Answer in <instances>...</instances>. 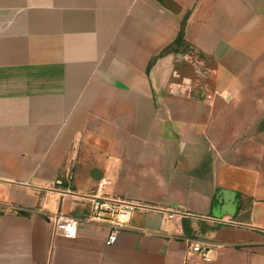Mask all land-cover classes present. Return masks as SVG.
I'll return each instance as SVG.
<instances>
[{"label": "crops", "instance_id": "obj_1", "mask_svg": "<svg viewBox=\"0 0 264 264\" xmlns=\"http://www.w3.org/2000/svg\"><path fill=\"white\" fill-rule=\"evenodd\" d=\"M0 264H264V0H0Z\"/></svg>", "mask_w": 264, "mask_h": 264}, {"label": "built area", "instance_id": "obj_2", "mask_svg": "<svg viewBox=\"0 0 264 264\" xmlns=\"http://www.w3.org/2000/svg\"><path fill=\"white\" fill-rule=\"evenodd\" d=\"M84 198L89 203L88 214L77 217L56 212L50 216L55 232L75 236L81 224L103 225L109 230L106 244L111 245L116 243L121 230L127 228L133 210L140 206L133 200L104 194L87 195ZM189 245V253H198L203 259L210 261L214 259L213 251L221 244L189 240Z\"/></svg>", "mask_w": 264, "mask_h": 264}, {"label": "rangeland", "instance_id": "obj_3", "mask_svg": "<svg viewBox=\"0 0 264 264\" xmlns=\"http://www.w3.org/2000/svg\"><path fill=\"white\" fill-rule=\"evenodd\" d=\"M185 69H186V71H187L189 74H192L191 71H193V68H192L191 65H190V67H186ZM192 78H193V81H196V80H197L196 73L193 72Z\"/></svg>", "mask_w": 264, "mask_h": 264}, {"label": "trees", "instance_id": "obj_4", "mask_svg": "<svg viewBox=\"0 0 264 264\" xmlns=\"http://www.w3.org/2000/svg\"><path fill=\"white\" fill-rule=\"evenodd\" d=\"M176 43H177L179 46L185 45V41H184V38H183L182 33H181V35H179V37L177 38Z\"/></svg>", "mask_w": 264, "mask_h": 264}]
</instances>
